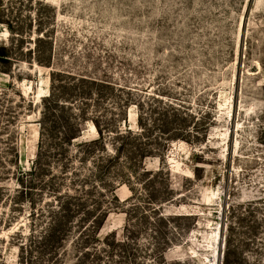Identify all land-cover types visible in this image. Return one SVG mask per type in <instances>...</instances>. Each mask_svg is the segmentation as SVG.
Listing matches in <instances>:
<instances>
[{"label":"rangeland","instance_id":"rangeland-1","mask_svg":"<svg viewBox=\"0 0 264 264\" xmlns=\"http://www.w3.org/2000/svg\"><path fill=\"white\" fill-rule=\"evenodd\" d=\"M0 2V48L11 56L0 59V194L7 195L0 199V264H52L30 235L51 218L63 224L52 245L58 251L63 241L56 264L83 257L58 201L73 189V167L84 175L89 164L75 148L58 149L52 131L41 137L53 72L61 73L57 88L75 77L102 81L90 86L112 126L142 130L136 103L154 118L173 103L182 106L179 122L191 136L163 141L154 128L137 142L162 144L160 152L131 165L120 160L105 170L104 184L93 179V197L107 208L100 239L123 241L130 219L139 232L133 245L116 243L115 255L86 256L83 264H162L154 237L170 240L169 264H264V0ZM5 22L21 34L13 37ZM82 133L98 137L91 119ZM40 145L44 170L31 178ZM162 168L154 178L144 173ZM155 207L172 216L170 225L156 222Z\"/></svg>","mask_w":264,"mask_h":264},{"label":"trees","instance_id":"trees-1","mask_svg":"<svg viewBox=\"0 0 264 264\" xmlns=\"http://www.w3.org/2000/svg\"><path fill=\"white\" fill-rule=\"evenodd\" d=\"M0 5L2 7L1 9H3L5 3L0 2ZM5 23L11 33L14 34L13 37L15 34H21V29L17 24L10 22ZM0 59L4 63H8L11 59L5 47L3 49L0 48ZM59 75H61L60 72H53L51 74V93L44 99L42 111L41 137L45 138V136L47 134L49 135L52 131V142L55 139L60 142L57 147L58 149L59 146L65 149L68 148L69 150L71 147L75 148L74 155L78 157L82 163L86 162L89 165L84 175L82 174L84 169L76 166L73 167L71 172V184L73 189L67 194L65 202L59 199L58 205L60 210L65 208V211L68 212L67 225L74 228L76 232L79 233L76 240L82 248L81 254L84 258L91 255L96 257H101V255L105 256V254L112 256L119 250L116 248V243H119V246L122 247L133 245L131 243H134L135 237L138 235L139 231L130 219L126 228L127 235L123 241L116 242L115 240L109 242L100 239L99 230L106 218L107 208L102 205L99 199L93 197L94 188L97 187L93 183V179H98L100 183L104 184L102 175L105 170L112 166H116L120 160L125 158L126 163L131 165L135 159H144L149 155L160 152V145L162 144L155 145L154 143L145 142L144 145L142 142H137L145 138L154 128L160 129L161 135L159 139L163 141L181 138L190 141L191 136L185 135V128L183 124L179 122L182 120L180 118L182 106H176L173 103H164V105H162L164 112L162 114L159 113L160 115L157 118H154V112H152V114L151 112L147 113L144 111V107L140 102L136 103L139 109L138 121L142 130L135 131L132 128L121 129L119 124L112 126L110 120L105 118L107 115L97 110L94 104L95 93L90 84H104L102 81L93 78L75 77L72 83L61 84L57 88L56 77ZM77 89L80 90L81 96L84 97L83 100H77L74 96H71V93H75L74 91ZM132 101L131 98H127L126 105L130 104ZM121 113L122 110L118 114H113L115 119L123 115ZM88 119H91L96 126L98 137L85 140L82 137V124ZM147 120H151V124L147 123ZM108 141L111 142L113 150L109 149ZM64 148H61V150L65 151ZM41 149L42 146L40 145L37 163L28 171L31 178H33L34 175L38 176V174L44 170L39 167V160L42 159ZM14 151V157L18 159L19 151L16 148ZM0 164H2V162ZM28 173L21 172L20 175H26ZM88 173H90V175ZM144 173L154 178L159 174H165V169H159L158 172L144 170ZM5 174V170H2L0 167V179H2ZM32 183L31 180L30 184ZM2 190L5 191L4 187L0 185V191ZM16 192L18 194L20 193L19 190ZM2 195L5 196V192H3ZM2 195L0 194V199ZM8 196L11 197V194ZM154 212L156 222L161 221L170 225L172 216L163 214L160 208H156ZM143 217L147 220L148 215ZM61 225L63 226L58 219L52 221L51 218L39 236L34 235L33 237V233L30 234L32 236V244L37 241L38 244L41 245V249L44 248L46 251H50L52 257L50 258V262H52V264H56L63 255V252H59V248L62 247L63 241H61V244H57L59 245L58 251H56V246L54 248L55 251L52 249V245L54 246L55 241L58 243V240H60L58 232ZM158 233L159 229L155 231L156 235ZM18 234L19 233H17L16 236H18ZM154 238L156 241L152 245V251H154L156 257L159 256V258L163 259L162 264H169L165 257V252L167 250L166 248H168L171 243L170 240L158 242L157 237ZM21 242L20 246L23 251L27 243ZM100 242H103V244ZM32 246L33 245L30 247L32 248ZM228 251H230V243ZM78 257V264H83V257Z\"/></svg>","mask_w":264,"mask_h":264}]
</instances>
